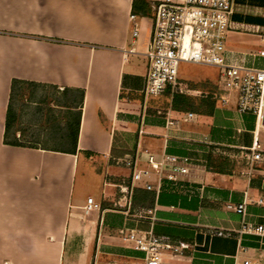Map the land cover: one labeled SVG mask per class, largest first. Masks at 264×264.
Wrapping results in <instances>:
<instances>
[{
	"label": "crops",
	"instance_id": "obj_1",
	"mask_svg": "<svg viewBox=\"0 0 264 264\" xmlns=\"http://www.w3.org/2000/svg\"><path fill=\"white\" fill-rule=\"evenodd\" d=\"M131 5L0 0V264H141L121 230L187 244L160 264H264V237L242 231L264 226V160H250L256 146L264 157V129L236 112L213 67L180 65L173 86L136 101L151 19L137 17L133 39ZM225 50L236 64L264 68V0L232 1ZM13 79L83 91L73 154L3 143ZM120 101L141 110H120ZM34 131L28 123L9 137L29 141ZM149 156L187 159V173L152 171L158 190L148 192L131 176L149 169ZM211 158L223 172L207 168ZM88 199L99 209L85 211ZM242 203L244 216L227 209Z\"/></svg>",
	"mask_w": 264,
	"mask_h": 264
},
{
	"label": "built area",
	"instance_id": "obj_2",
	"mask_svg": "<svg viewBox=\"0 0 264 264\" xmlns=\"http://www.w3.org/2000/svg\"><path fill=\"white\" fill-rule=\"evenodd\" d=\"M233 0H152L151 30L144 56L147 60V72L141 95L144 98H156L168 87L176 83L178 68L181 64L213 67L218 70V85L223 93L236 95V112L251 114L255 117L256 127L264 129V68L253 69L231 61L226 50L225 40L229 30ZM138 18L129 16L132 24V38L138 35ZM225 103V100H221ZM192 115L188 114V118ZM172 123H169L171 125ZM259 146L250 150L251 161H262ZM187 159L167 156L155 161L147 158L149 169L133 171L132 183L143 182L148 192L158 190L149 185L153 172L161 174L163 167L169 166L172 172L187 173ZM122 164L133 167L131 159ZM153 171V172H152ZM120 192L131 196V191L120 187ZM261 204V201L258 202ZM129 202L127 203V206ZM85 211L98 210L99 205L88 199ZM227 209L244 216V203ZM152 219L153 210L145 211ZM153 220V219H152ZM244 233L264 237V226H242ZM220 235V234H219ZM121 243L144 254L141 264H160L162 255L169 252L178 254L188 246L184 243H172L169 238L155 236L151 232L137 234L134 231H120Z\"/></svg>",
	"mask_w": 264,
	"mask_h": 264
},
{
	"label": "trees",
	"instance_id": "obj_3",
	"mask_svg": "<svg viewBox=\"0 0 264 264\" xmlns=\"http://www.w3.org/2000/svg\"><path fill=\"white\" fill-rule=\"evenodd\" d=\"M150 5L151 2L148 0H132L131 14L140 18L151 19ZM24 87L33 88L34 90L37 88H50L54 90L56 94L53 98L55 106L49 107L46 104L43 110L35 108L37 109L36 112L38 113L39 119L30 122L35 131L32 133L31 140L26 141L28 142L27 145H23L21 139L15 137H11L12 139H10L9 137L11 136L12 127L16 118L14 110L15 101L21 89ZM82 102L83 91L81 90L63 89L62 91H59L52 86L16 79L11 80L8 105L6 109L3 143L8 146L28 148L40 147L42 150L73 154L76 150ZM187 102L188 101H186V103ZM34 105L35 107H38L41 104ZM118 109L127 112H139L141 110L140 106L130 103L123 104L121 101L118 104ZM21 137L22 135H20V138ZM221 167L222 163L217 162V160L212 158L207 163V168L218 173L223 172Z\"/></svg>",
	"mask_w": 264,
	"mask_h": 264
},
{
	"label": "rangeland",
	"instance_id": "obj_4",
	"mask_svg": "<svg viewBox=\"0 0 264 264\" xmlns=\"http://www.w3.org/2000/svg\"><path fill=\"white\" fill-rule=\"evenodd\" d=\"M149 1L151 2L152 0ZM55 95V91L50 88H37L35 90L29 87L22 88L14 105L16 118L12 127V133H15L18 130L26 129L28 127V123L32 122V120L39 119L38 113L36 112L37 109L35 108L43 110L46 104L49 107L55 106V103L53 101ZM133 98L138 102H143L145 100L143 96H133ZM150 99L153 98H147V100ZM34 104L41 105L35 107ZM26 141L28 140H22V144L27 145L28 142Z\"/></svg>",
	"mask_w": 264,
	"mask_h": 264
}]
</instances>
